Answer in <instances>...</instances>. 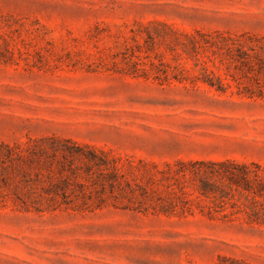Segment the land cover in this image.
Instances as JSON below:
<instances>
[{
	"label": "rangeland",
	"instance_id": "1",
	"mask_svg": "<svg viewBox=\"0 0 264 264\" xmlns=\"http://www.w3.org/2000/svg\"><path fill=\"white\" fill-rule=\"evenodd\" d=\"M198 32L227 49L185 53ZM255 57L264 0H0V264H264L263 207L174 174L224 161L186 149L198 113L231 105L207 97L264 111ZM90 149L120 184L70 155Z\"/></svg>",
	"mask_w": 264,
	"mask_h": 264
},
{
	"label": "trees",
	"instance_id": "2",
	"mask_svg": "<svg viewBox=\"0 0 264 264\" xmlns=\"http://www.w3.org/2000/svg\"><path fill=\"white\" fill-rule=\"evenodd\" d=\"M197 35L201 37V41L198 40L194 35H188L186 36V39L188 41V47L183 46L181 49L186 53V51L192 50L194 53H196L200 48L204 47H215L219 48L218 44L216 42H211L208 40H205L203 36L198 32ZM227 45L220 47L219 49L225 48L227 49ZM240 55H249L250 54H245L242 53ZM240 57V56H239ZM241 59V58H239ZM232 60L235 61H240L236 58H232ZM255 62L256 65L258 66V72L264 73V61L260 60L259 58L255 57ZM248 62L252 61L249 59ZM245 63V62H244ZM249 63V64H251ZM254 63V62H253ZM53 152L58 153L62 155L63 158H68L64 150H60L58 148L52 147L51 148ZM13 150L9 146H3L0 145V157H6V159L12 160L13 157ZM74 154H70L71 157L77 158L84 160L86 159L87 161L93 163L95 167L101 169H112L113 172L110 176V179H114L117 177V182L120 184L119 177L121 175L120 173V166L118 165H111L108 163V160H106L104 157H99L98 155L95 154L94 151L90 149V153L88 155L80 154L79 150H74ZM71 153V152H69ZM56 161V159L52 158V161ZM191 163H195L198 165H203L205 167H210V168H218V169H213V170H206L202 172V175H196L191 172H188L187 170H176L174 171V174L176 176H186L188 174H191L193 177H200L201 178V185L197 186L196 192L204 198H211V197H219L223 198L226 195H228V190L236 192L238 195L244 197L246 201L250 204L249 206L253 205H259L263 207L264 210V166L257 164V163H252V164H242L239 163L235 160H224V161H202V162H179L178 164L182 166L183 168ZM168 168H171L168 166ZM131 170H134L135 168H130ZM144 173L146 174V177H152L155 175V173H159L161 180L164 181L165 179L167 180V175L168 173L165 172H149L145 171ZM171 176V175H170ZM126 183V182H125ZM176 185L177 189L180 191H183V187L181 184H174ZM128 188V189H127ZM132 186L131 184L127 183L126 188L123 187L122 189H119V195L122 197H127L128 191L132 196H136V192H139V195L143 198H148V193L145 192L143 188L139 187L138 190L131 189ZM184 195V194H183ZM172 202V199H169ZM170 202V203H171ZM163 213L168 214V210H165L162 208Z\"/></svg>",
	"mask_w": 264,
	"mask_h": 264
},
{
	"label": "crops",
	"instance_id": "3",
	"mask_svg": "<svg viewBox=\"0 0 264 264\" xmlns=\"http://www.w3.org/2000/svg\"><path fill=\"white\" fill-rule=\"evenodd\" d=\"M216 103L230 106L202 111L204 119L196 131L202 138L188 142V150L211 152L201 156L207 159L236 160L242 164L264 166V111L243 96H209ZM208 118L209 120H205Z\"/></svg>",
	"mask_w": 264,
	"mask_h": 264
}]
</instances>
